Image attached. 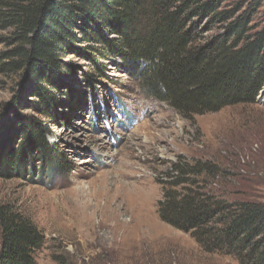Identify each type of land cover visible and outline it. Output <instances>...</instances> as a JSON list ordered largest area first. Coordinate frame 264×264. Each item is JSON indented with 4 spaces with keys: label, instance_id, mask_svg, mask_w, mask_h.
<instances>
[{
    "label": "rangeland",
    "instance_id": "rangeland-1",
    "mask_svg": "<svg viewBox=\"0 0 264 264\" xmlns=\"http://www.w3.org/2000/svg\"><path fill=\"white\" fill-rule=\"evenodd\" d=\"M199 3L182 13L193 45L228 34L229 44L242 47L264 26V0H217L215 11L198 14L192 10ZM239 18L246 27L237 35L228 28ZM150 19L140 17L142 24ZM114 27L104 37L115 51L86 41L70 45L48 73L49 115L37 94L45 86L33 84L30 72L0 68V205L45 237L37 264H239L160 218L158 180L176 162L211 161L220 173L211 179L214 192L228 201L264 202L263 89L254 103L186 116L144 90L136 71L149 62L125 54ZM9 34L0 29V55L12 48L2 40ZM39 122L48 144L64 153L66 169L51 168L31 134L22 133ZM22 142L30 155L12 169L3 155L20 152Z\"/></svg>",
    "mask_w": 264,
    "mask_h": 264
},
{
    "label": "trees",
    "instance_id": "trees-1",
    "mask_svg": "<svg viewBox=\"0 0 264 264\" xmlns=\"http://www.w3.org/2000/svg\"><path fill=\"white\" fill-rule=\"evenodd\" d=\"M177 1L0 0V29L10 30L2 40L12 47L0 55L1 71L30 72L33 84L45 86L44 81H51L48 73L62 64L68 46L86 41L106 44L110 53L115 51L104 37L114 24L122 51L149 62L136 71L144 90L182 114H205L256 102L264 86V26L242 47L229 44L228 34L193 45L190 32L184 31L187 16L182 13L199 2L193 12L211 13L217 0H182L183 5L171 11ZM228 13H216L212 20L224 19ZM142 15H150L147 24H142ZM77 22L83 23L76 27ZM244 27L246 18H239L228 31L239 35ZM37 94L44 114L49 115L51 90L38 88ZM22 133L31 134L51 168L66 169L64 153L48 144L40 122ZM27 146L22 142L20 152L4 154V164L20 168L30 155ZM20 156H25L23 161ZM219 174V166L211 161L172 164L168 177L158 180L163 185L159 216L191 234L207 252L233 255L239 264H264V202L228 201L211 188V179ZM44 242L43 234L28 219L0 205V264H37L35 253Z\"/></svg>",
    "mask_w": 264,
    "mask_h": 264
},
{
    "label": "bare ground",
    "instance_id": "bare-ground-1",
    "mask_svg": "<svg viewBox=\"0 0 264 264\" xmlns=\"http://www.w3.org/2000/svg\"><path fill=\"white\" fill-rule=\"evenodd\" d=\"M263 91H264V88H263ZM263 91H262V92H263ZM261 97H263V98H262V100H263V99H264V96H261ZM121 232H122V231H121ZM122 235H123V234H122ZM137 235H138V234H137ZM137 237H138V236H137ZM128 239H129V238H128ZM129 240H130V239H129Z\"/></svg>",
    "mask_w": 264,
    "mask_h": 264
},
{
    "label": "built area",
    "instance_id": "built-area-1",
    "mask_svg": "<svg viewBox=\"0 0 264 264\" xmlns=\"http://www.w3.org/2000/svg\"><path fill=\"white\" fill-rule=\"evenodd\" d=\"M262 91V90H261Z\"/></svg>",
    "mask_w": 264,
    "mask_h": 264
}]
</instances>
